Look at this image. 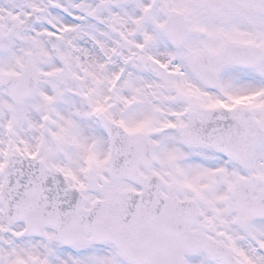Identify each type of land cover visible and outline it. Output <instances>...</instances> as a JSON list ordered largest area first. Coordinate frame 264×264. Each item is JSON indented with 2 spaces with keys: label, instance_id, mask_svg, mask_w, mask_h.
I'll use <instances>...</instances> for the list:
<instances>
[{
  "label": "snow or ice",
  "instance_id": "1",
  "mask_svg": "<svg viewBox=\"0 0 264 264\" xmlns=\"http://www.w3.org/2000/svg\"><path fill=\"white\" fill-rule=\"evenodd\" d=\"M0 264H264V0H0Z\"/></svg>",
  "mask_w": 264,
  "mask_h": 264
}]
</instances>
